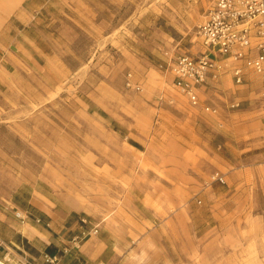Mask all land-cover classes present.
Wrapping results in <instances>:
<instances>
[{
	"label": "rangeland",
	"instance_id": "obj_1",
	"mask_svg": "<svg viewBox=\"0 0 264 264\" xmlns=\"http://www.w3.org/2000/svg\"><path fill=\"white\" fill-rule=\"evenodd\" d=\"M208 7L209 0H51L40 8L32 36L53 59L46 76L26 79L20 98L15 92L0 105V207L27 209L32 198L76 211L103 236L126 224L131 264H264V238L256 241L264 174L256 175L258 193L231 209L245 207L247 222L223 220L209 197L223 185L205 186L213 157L228 155L225 133L251 135L242 157L264 153L259 78L223 85L224 97L242 102L227 111L217 101L215 118L191 107L158 67L166 50L199 52L194 32Z\"/></svg>",
	"mask_w": 264,
	"mask_h": 264
},
{
	"label": "crops",
	"instance_id": "obj_2",
	"mask_svg": "<svg viewBox=\"0 0 264 264\" xmlns=\"http://www.w3.org/2000/svg\"><path fill=\"white\" fill-rule=\"evenodd\" d=\"M50 1L0 0V105L8 102L11 95L16 97L15 92L18 100L26 79L36 80L38 74L46 76L49 72L48 62L53 58L32 34L37 32L39 9ZM228 83L231 82L227 79L222 86ZM14 102L16 101L13 100ZM236 116L238 115L232 114L231 121ZM244 118L252 120L251 117L248 118V114ZM231 133H225L227 138L223 145L227 146L228 155L213 157L216 165L211 172L222 173L225 184L212 188L209 197L214 201L211 208L216 207L223 220L227 219V223L231 218L247 222L249 214L245 207H238L237 214L231 209L235 201L258 193L256 185L260 181L256 180V175L264 174V153L242 157L248 144L246 138L251 135L245 132L239 138L233 137ZM253 148H260V145H254ZM27 204V209L16 205L10 208L0 207V262L3 264H131L125 256L129 244L134 243L131 239L132 230L128 225L113 224V228L106 229L107 236H103L102 231L97 236L84 238L82 232H87L91 225L81 224L83 216L76 211L47 208L32 198ZM17 210L27 214L29 219L22 223L14 216ZM257 217L261 216H252V221L260 224ZM36 219L40 223L35 222ZM257 235H262L257 236V242L264 238V233ZM74 239H79L80 243L74 244ZM65 248H69L67 253L63 252ZM47 256H57L58 260L50 263Z\"/></svg>",
	"mask_w": 264,
	"mask_h": 264
},
{
	"label": "built area",
	"instance_id": "obj_3",
	"mask_svg": "<svg viewBox=\"0 0 264 264\" xmlns=\"http://www.w3.org/2000/svg\"><path fill=\"white\" fill-rule=\"evenodd\" d=\"M194 33L200 42L199 52L166 50L158 66L171 77L172 86L191 107L215 118L221 115L217 101H221L227 111L237 110L242 101L235 93L231 99L224 97L222 83L228 79L235 88H242L250 84L251 75L259 78L257 96L264 100V0H209L204 18ZM134 87L139 89V86ZM222 126L223 121L219 120L218 127ZM213 184H225L224 175L219 171L211 173L205 182L206 187ZM14 216L22 223L29 219L19 210ZM35 222L40 223V220ZM80 223L91 225L87 232H82L84 238L97 236L98 225L91 224L85 217ZM73 241L80 243L79 239ZM68 251L69 248L63 249L64 253ZM47 260L56 263L58 258L47 256Z\"/></svg>",
	"mask_w": 264,
	"mask_h": 264
}]
</instances>
